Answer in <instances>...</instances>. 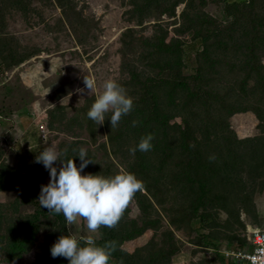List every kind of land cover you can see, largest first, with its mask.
I'll return each instance as SVG.
<instances>
[{
  "label": "rangeland",
  "instance_id": "374dc122",
  "mask_svg": "<svg viewBox=\"0 0 264 264\" xmlns=\"http://www.w3.org/2000/svg\"><path fill=\"white\" fill-rule=\"evenodd\" d=\"M109 78L133 98L112 128L86 115ZM0 115L13 119L0 128V264H68L50 245L89 234L40 207L48 171L20 142L35 128L65 159L85 148L84 173L142 181L93 234L116 241L110 264H243L234 253L264 228V0H0ZM148 133L151 149L130 152Z\"/></svg>",
  "mask_w": 264,
  "mask_h": 264
},
{
  "label": "clouds",
  "instance_id": "9594fccd",
  "mask_svg": "<svg viewBox=\"0 0 264 264\" xmlns=\"http://www.w3.org/2000/svg\"><path fill=\"white\" fill-rule=\"evenodd\" d=\"M84 89L93 91L95 80L83 76ZM82 91V89H77ZM133 107V98L117 80L103 81L102 91L95 95L86 115L96 125L103 124L106 114L110 126L115 127L123 115ZM135 125L136 121L131 122ZM41 133V132H40ZM152 134L142 136L130 152L148 151L152 147ZM76 151L79 158L74 163L73 156L63 158L62 151L46 146L37 152L34 161L41 163L48 171L49 179L41 184L37 200L41 208L61 213L65 224L73 223L77 217L86 221L88 235L75 236L62 234L50 245V255L67 258L68 264H110L111 253L116 247L115 240L98 244L94 233L100 225L112 227L120 218L133 195L142 188V181L132 172L120 170L104 176L97 173H84L83 170L93 161L86 149ZM209 156V159H212ZM59 161V167L55 162ZM243 264H248L239 259Z\"/></svg>",
  "mask_w": 264,
  "mask_h": 264
},
{
  "label": "crops",
  "instance_id": "0c3cea01",
  "mask_svg": "<svg viewBox=\"0 0 264 264\" xmlns=\"http://www.w3.org/2000/svg\"><path fill=\"white\" fill-rule=\"evenodd\" d=\"M31 111H30V109H24L23 108L18 113L14 114V115L12 114L13 116L16 117L15 122H16V125H17L18 128L22 129L21 126L24 127L27 124L29 126H31V123H32V112ZM12 120L13 119H10L9 120V118L8 119H1V117H0V128L3 129V130H5L6 127H7L6 126L7 124L5 125L4 123H11L12 124L13 123ZM23 137L24 138H22V140H20V142L23 141L24 146H27L28 148L35 147V148H37L36 149L37 152L39 150H41V147H42V143L41 142L42 141H41V138H40V132H39V129L38 128L30 129L27 134H24ZM16 145H18V144H16ZM32 153H34V152H32ZM36 154H37L36 152L34 154H30L31 155V158L34 159V156Z\"/></svg>",
  "mask_w": 264,
  "mask_h": 264
},
{
  "label": "built area",
  "instance_id": "2783aa9c",
  "mask_svg": "<svg viewBox=\"0 0 264 264\" xmlns=\"http://www.w3.org/2000/svg\"><path fill=\"white\" fill-rule=\"evenodd\" d=\"M234 254L248 264H264V228L251 230L247 247Z\"/></svg>",
  "mask_w": 264,
  "mask_h": 264
},
{
  "label": "trees",
  "instance_id": "16d2710c",
  "mask_svg": "<svg viewBox=\"0 0 264 264\" xmlns=\"http://www.w3.org/2000/svg\"><path fill=\"white\" fill-rule=\"evenodd\" d=\"M214 36V33L213 31L208 33V34H205V35H202V36H199L197 37V40L200 41V43H203L205 45V47L208 46V43L209 41L211 40V38H213ZM170 81H171V84L174 85V86H178L180 85V81L179 80H175L173 79V77H171L170 75H167V77ZM155 82V81H154ZM150 90H151V86H145L143 91L144 93H147V94H150ZM155 116V115H154ZM155 117H158L157 115ZM38 166V165H37ZM41 165H39L38 167H40ZM37 168V167H35ZM10 171H13L12 169H10ZM34 172V171H33ZM36 174H38L37 172H34ZM2 178H0V189L3 190L5 188V185H3V179L1 180ZM31 187H35V185H32ZM37 187V186H36ZM63 216V215H62Z\"/></svg>",
  "mask_w": 264,
  "mask_h": 264
}]
</instances>
